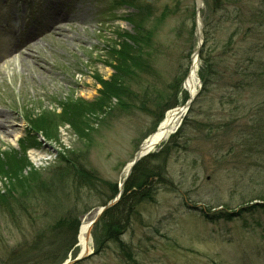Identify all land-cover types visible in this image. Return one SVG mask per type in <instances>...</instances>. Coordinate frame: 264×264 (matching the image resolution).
Wrapping results in <instances>:
<instances>
[{"label": "rangeland", "instance_id": "obj_1", "mask_svg": "<svg viewBox=\"0 0 264 264\" xmlns=\"http://www.w3.org/2000/svg\"><path fill=\"white\" fill-rule=\"evenodd\" d=\"M257 7L264 10V0H203L202 53L213 59L215 80H237L232 72L249 63L244 52L264 60V32L251 34L255 26L243 34L251 26L247 11ZM50 8L81 9L86 18L66 17L59 22L64 31L51 34L58 23L46 26ZM196 15L197 0H0V40L10 28L24 38L27 27H43L26 43H34L46 66L11 57L0 62V111L10 115L11 130L0 135V264H42L44 237L67 243L83 219L109 202L112 185L119 191L142 140L187 98ZM142 47L151 53L144 72L128 61ZM116 64L133 74L124 80L131 98H102V82L123 75ZM255 68L249 65L250 74ZM248 109L249 119L231 120ZM188 118L183 133L153 151L165 152L170 183L157 181L152 200L131 217L120 236L128 254L119 242L104 241V223L97 222L92 254L73 264H264V201L255 199L264 196V150L247 142L255 128L264 129L254 122L264 118V90L242 95L233 86L206 87ZM37 119L47 133L34 127ZM78 172L100 188L90 192L84 181L80 188Z\"/></svg>", "mask_w": 264, "mask_h": 264}, {"label": "trees", "instance_id": "obj_2", "mask_svg": "<svg viewBox=\"0 0 264 264\" xmlns=\"http://www.w3.org/2000/svg\"><path fill=\"white\" fill-rule=\"evenodd\" d=\"M236 1H238V0H236ZM247 12H248L247 13L248 15H246V16L248 18H246V19H247L248 23L251 24V26L248 28V33H243L244 36L248 37L250 34V30L256 26V30L253 31V33H251V34L259 35V36L261 34V38H262V33L264 32V20H260V18H263L262 13H264V10H262L261 7H257L256 10L251 9V10H248ZM243 13H244V11H243ZM243 13L241 11H239L238 15L243 16ZM258 21H260V23ZM256 22H257V24H256ZM147 39H148V35H147ZM207 40L208 39L205 38V42H207ZM147 42L148 41L146 40V43ZM147 44L144 47L150 48V45L148 46ZM122 49H124V47H122ZM263 51H264V42H263V46H262V52ZM244 53H245V56L247 57L246 60L249 61V63L247 66H245L246 68H243L241 66L239 68V66H238L236 69L237 72H235V73L232 72V75L234 74L235 76H238L237 80H236V78H232V76H230L226 80L225 79L220 80L218 77L215 80L214 74L216 71H215L214 65L212 63L213 59L211 57H208V56L206 57L201 52V59H202L203 64H202V67L200 69V76H201L202 81H203V89H202L200 95L203 93L204 90H206V87L208 88L209 86H212L215 84L219 85V87H221V88H227L228 89L229 87H232V86H233V88H239V90L242 92V95L245 92V89H247V88H255L257 90H260V89L264 90V72H263L264 60H262L261 57H255L253 55H250L247 52H244ZM150 54L148 53V51H145V48L142 47L140 50H138V52L135 53L134 56L128 55V57H129L128 61L130 63H133L134 65H136L138 71L144 72L146 70V67H147L146 66L147 62L144 59L147 57H150ZM119 65L120 64H118V65L116 64L117 72L123 71V75L118 73V75H122V76L119 78L113 77L109 82H105V81L102 82L103 87H104V90L101 91V93L103 95L102 98H104V94H107V93H109L110 95H112L116 99H119L122 96H126L128 98H131V93H130V89H129L130 87L128 84H127V86L125 85L124 80H127V79H125V77L126 78H132L133 74L129 73L128 71H126L124 69L121 70L119 68ZM249 65L256 67L253 74H250ZM116 66H115V68H116ZM234 82L236 83V86L233 85ZM217 83H219V84H217ZM225 96L229 97L228 95H225ZM198 97L196 98L195 102L197 101ZM229 98L234 99L235 104H239L241 102L239 98H233L232 96H230ZM222 103H226V102H222ZM193 105H192V107H193ZM91 107H94V106H91ZM94 108L96 110H103L102 106L99 104H97V106H95ZM191 109H190V111H191ZM242 109H244L246 111V107H242ZM190 111H189V113H190ZM235 111L238 113H241V106H238ZM101 112H104V111H101ZM258 112L259 111H255L254 115L257 114ZM189 113L186 116V118L184 119L182 127L171 138L176 137L181 132V130L183 133V130H184L183 125H184V122H187V120L189 119L188 118ZM232 113H233V111L231 112V114H229V117H231L230 115H232ZM251 113H252V111H249V109H248L247 112L245 113V115H239L240 118L233 116V117H231V120L233 122H239L242 120L244 121L245 119H249V116L251 115ZM38 120L39 119H37L36 122H33L34 127L37 129L39 128L43 132L47 133L46 129H44V126H42L41 122H39ZM254 122H257L256 123V126H257L260 122H264V118H257L254 120ZM254 130L256 132H254L250 136V139H248L247 142L251 141L254 146H257L258 148L264 150V129L255 128ZM164 155H165V152L149 154L148 156L141 159L133 167V170H132L130 176L128 177V179L125 182L123 192L121 194L120 199L118 200V202L116 204H114L113 206H111L105 210V212L103 213V215L101 216V218L98 222V223H104V226H105L104 227V238H105L104 241L107 242L109 240H111V241L113 240L115 242L116 241L119 242L120 248H121L122 252L124 253V255L128 254L129 246L127 245V243H124L121 240L120 236L124 233L123 231L128 230V228L130 226V222H131V217L136 212L137 207L143 201L152 200L153 193L151 190L153 189V187L155 186V183L157 181H159V183H161V182L170 183L168 180H166L167 179L166 172L165 173L163 172L164 167H165V163H166V158ZM162 157H164V158L162 159ZM82 174H84V172H82ZM82 174H79V172L76 174L77 180L80 183H81V181H84L85 182L84 185H86L84 187L89 188L90 192L97 189V187L100 188L99 186H94L92 184V178H91L90 174L89 175H82ZM95 177H97V176H95ZM95 181L97 183V181H100V180L97 177V178H95ZM99 183L100 182H98V184ZM82 186H83V184L81 183L80 188ZM112 186H113L111 188L112 189V191H111L112 195L110 196V199H112L115 196V194L118 192V188H117L116 184L112 185ZM256 198L264 201V196H262V195L255 197V199ZM255 199H253V200H255ZM10 207L13 208L14 205H10ZM10 212L12 213V215L14 214L12 211H10ZM77 233H78V230L74 229V232H73V234L71 233V238L67 240V243L62 242V241L55 243V241H50V238L44 237L42 241L46 242L47 244L49 243V245L45 244V245H47L46 247H48V249L46 250L47 252H45V254H43L41 252L39 253V255L42 256V259H44L42 261V264H46L45 262L48 259L50 260V264L62 263L67 258L66 256H67L68 252L74 248V246L77 242ZM39 240H41V238ZM36 243H37V245H36L37 248H42L41 251L46 249L45 245H44V247H41V245L43 244L42 242H36ZM45 257L46 258L48 257V258L45 259ZM58 260H60V261H58Z\"/></svg>", "mask_w": 264, "mask_h": 264}, {"label": "bare ground", "instance_id": "obj_3", "mask_svg": "<svg viewBox=\"0 0 264 264\" xmlns=\"http://www.w3.org/2000/svg\"><path fill=\"white\" fill-rule=\"evenodd\" d=\"M52 10L49 11L50 13L47 12L45 15L46 16L52 15ZM66 17H68L72 23H75L81 20L84 21L86 18V15L84 11L81 9H77L74 11L67 10L65 13H60L56 15L53 14L49 22L52 25L57 24V23L58 24L55 26L51 34L52 33L60 34V32L64 31L63 25L59 26V22H61V20ZM197 26H198V29H200V26H201L200 17H198L197 19ZM26 34H27V41H32L35 37L38 36V30L36 27L32 26L28 28V30L26 31ZM7 36L10 38L8 39L4 38L3 41L5 42L0 45V62L10 57L11 59L19 58L21 59V61L24 62L25 66H27L28 64L26 63L27 62L26 59L27 60L33 59L34 64H36L40 70L41 69L46 70L45 64L40 61L39 57H35L36 55L32 51V46L34 45V43L33 44L24 43L23 45L21 41L18 39V37H15L16 34H14L12 31H8ZM23 48H25L28 52L26 51L27 52L26 53L25 49ZM27 81L30 82L32 85H35V80L33 76H31V79ZM185 88L191 95H195L199 89L198 61L196 57H193V62L190 68V72L185 82ZM182 111L183 110L180 108V106L168 111L158 133L154 136V138H151L150 140L146 141L147 143H145L144 147L142 148L144 152L148 150H154V148L157 145L156 144V142L158 141L157 139L161 138L163 141L169 136V134L173 131V129L178 125V121L180 119ZM9 118H10V115L5 114L0 111V135L8 136L11 133V130L8 126ZM130 163L131 161L127 163V165L125 166L124 175L128 173V170L131 165ZM90 221H91V217H87L82 220L81 225H80V234H79V240H78L79 248H80L79 250L80 252H83L85 255L92 252L93 250V238L91 234L92 227H91Z\"/></svg>", "mask_w": 264, "mask_h": 264}, {"label": "water", "instance_id": "obj_4", "mask_svg": "<svg viewBox=\"0 0 264 264\" xmlns=\"http://www.w3.org/2000/svg\"><path fill=\"white\" fill-rule=\"evenodd\" d=\"M201 1V0H200ZM203 5V3H202ZM201 34V33H200ZM200 37L202 38V34L200 35ZM148 152H144L142 147L140 148V150L138 151V153L136 154V157L134 158V160L131 162V166H130V170L128 172V175L130 174V171L132 169V167L143 157L147 154ZM118 201V196L113 199L112 201H110L106 206L102 207L99 209L97 215L93 218V220L91 221V226H93L99 219V217L101 216L102 212H104L106 209H108L109 207L113 206L114 204H116V202ZM84 257L83 254H79L78 257L74 260H68L63 264H72L76 261L82 260Z\"/></svg>", "mask_w": 264, "mask_h": 264}]
</instances>
